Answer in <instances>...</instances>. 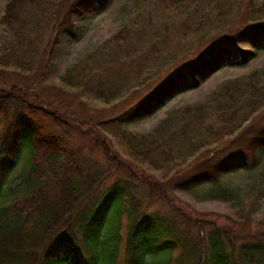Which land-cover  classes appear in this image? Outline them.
Returning <instances> with one entry per match:
<instances>
[{
    "label": "trees",
    "instance_id": "trees-1",
    "mask_svg": "<svg viewBox=\"0 0 264 264\" xmlns=\"http://www.w3.org/2000/svg\"><path fill=\"white\" fill-rule=\"evenodd\" d=\"M110 2L6 0L0 24L11 37L8 44L13 52L3 57L4 66L32 71L34 81L39 80L59 38L76 37L73 18L101 13ZM168 8L173 14L171 4ZM260 49L264 50V21L215 40L172 72L145 82L142 90L117 88L95 79L91 66L70 64L60 76L65 87L77 95L86 92L106 102L111 95L122 102L112 119L96 121V129L116 137L120 147L112 150L105 139L93 134L102 163L94 157V149L72 143L76 127L66 120L67 114L35 100L22 86L26 81L17 85L14 76L0 70V189L21 148H29L37 158L25 172L33 189L19 198L20 205L12 202L0 207V264H103L105 260L113 264L122 215L128 220L124 264H145L146 257L162 256L167 264L173 250L179 255L172 264H183L195 253V264H264V239L240 242L235 251L233 240L214 227L203 229L204 220L175 206L165 190L168 181L178 189L207 181L217 184L221 174L258 162L264 150V84L249 81L244 87L224 86L223 101L217 97L214 105L186 106L181 123L172 130L163 129L165 120L144 134L122 128L195 88L216 69L248 62ZM77 95L71 98L76 100ZM235 131L249 138V150L237 148L216 156V148L225 145ZM184 164L187 172L179 175ZM148 169L158 175L149 174ZM172 174L178 175L177 180ZM150 199L165 201L169 209L148 211ZM75 216L78 229L72 232L68 225ZM106 220L116 226L102 236Z\"/></svg>",
    "mask_w": 264,
    "mask_h": 264
},
{
    "label": "rangeland",
    "instance_id": "rangeland-1",
    "mask_svg": "<svg viewBox=\"0 0 264 264\" xmlns=\"http://www.w3.org/2000/svg\"><path fill=\"white\" fill-rule=\"evenodd\" d=\"M5 1L0 0V13ZM170 4L174 9L171 15L168 13ZM262 21L264 0H111L101 13L73 18L76 37L59 38L48 68L35 81L32 71L23 72L8 63V66H4L3 57H11L13 51H10L8 44L11 37L0 24V70H5L9 77L14 76L17 85L26 81L22 86L29 89V96L35 100L49 103L50 107L62 110L65 116L67 114L66 120L76 127L72 143L94 149V157L102 163V151L94 145L93 134L105 139L112 150H119L120 147L116 137L96 129V121L112 119L121 111L122 102L111 95L108 102L86 92L77 95L73 88L65 87L60 76L70 64L91 66L95 79L108 81L117 88L124 85L142 90L145 82L172 72L215 40H224L238 29ZM237 45L247 48L243 42H237ZM249 81L258 86L264 84V50H258L248 62L216 69L195 88L180 92L150 115L124 123L122 128L132 134H144L153 132L156 125L165 120L162 122L163 129L172 130L181 123L186 106L214 105V98L218 97L220 101L225 99L221 94L224 86L237 83L244 87ZM0 87H3L2 83ZM73 94L78 99L73 100ZM237 131L225 145L216 148V156L237 148L249 150L246 143L249 138L237 136ZM191 160L192 157L187 163H191ZM32 161H37L36 156L30 154L29 148H21L15 166L7 172L1 185L0 207L12 202L20 205L19 198L33 189L25 175ZM185 164L180 167L184 169L178 172L179 175L187 170ZM148 173L158 175L151 169H148ZM171 178L177 180L178 175L172 174ZM171 185L169 181L165 182V190L175 206L192 217L203 219V229L214 227L233 240L235 251L240 242L246 244L264 239V150L253 167L223 173L217 184L212 181L200 182L187 189ZM148 201H153L148 211L169 209L165 201ZM78 220V216H75L69 223L72 232L78 229ZM118 224L120 239L113 264H124L127 217L122 215ZM104 225L102 236L116 226L110 220H106ZM178 255V250H173L167 264H172ZM162 257H146L145 264H163L167 259ZM197 258L198 253H195L183 264H195ZM102 263L109 264L106 260Z\"/></svg>",
    "mask_w": 264,
    "mask_h": 264
}]
</instances>
